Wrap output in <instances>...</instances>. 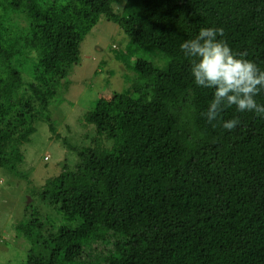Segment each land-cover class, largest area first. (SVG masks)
I'll return each instance as SVG.
<instances>
[{
	"label": "trees",
	"instance_id": "obj_1",
	"mask_svg": "<svg viewBox=\"0 0 264 264\" xmlns=\"http://www.w3.org/2000/svg\"><path fill=\"white\" fill-rule=\"evenodd\" d=\"M122 1L114 12L110 0H0V168L10 174L26 178L21 147L36 123L55 133L48 108L90 16L129 38L134 73L83 115L89 146L62 139L76 160L33 191L50 212L26 204L13 225L26 246L16 263L264 264V116L232 107L209 123L214 90L194 83L180 50L201 28H222L217 38L264 70V0ZM255 99L264 105V92Z\"/></svg>",
	"mask_w": 264,
	"mask_h": 264
},
{
	"label": "rangeland",
	"instance_id": "obj_2",
	"mask_svg": "<svg viewBox=\"0 0 264 264\" xmlns=\"http://www.w3.org/2000/svg\"><path fill=\"white\" fill-rule=\"evenodd\" d=\"M110 1L114 12L121 10L122 0ZM71 13L68 22L76 25L78 12ZM89 19L90 25L81 24L84 38L77 63L70 67L48 108L55 133H50L46 123H36L30 141L21 147L24 160L18 169L26 178L0 168V264H17L24 256L25 242L16 238L13 225L21 219L26 204L35 202L42 215L50 212L33 191L47 178L56 176L63 163L74 160L75 154L62 139L75 147L89 146L93 128L85 124L83 115L93 110L101 97L120 93L128 85L125 75L133 77L134 73L125 64L129 38L104 15Z\"/></svg>",
	"mask_w": 264,
	"mask_h": 264
},
{
	"label": "clouds",
	"instance_id": "obj_3",
	"mask_svg": "<svg viewBox=\"0 0 264 264\" xmlns=\"http://www.w3.org/2000/svg\"><path fill=\"white\" fill-rule=\"evenodd\" d=\"M222 28H201L194 39L184 41L180 50L191 64V76L197 86L213 89V99L205 116L209 123L217 120L227 108L237 112H254L264 116V105L256 97L264 92V70L250 60L238 57L227 43L218 39ZM240 124L238 118L223 122L232 131Z\"/></svg>",
	"mask_w": 264,
	"mask_h": 264
}]
</instances>
